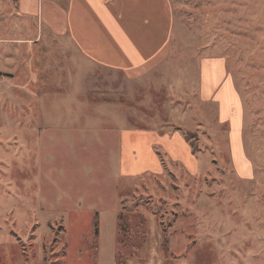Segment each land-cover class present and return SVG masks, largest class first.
I'll return each instance as SVG.
<instances>
[{
    "label": "rangeland",
    "instance_id": "rangeland-1",
    "mask_svg": "<svg viewBox=\"0 0 264 264\" xmlns=\"http://www.w3.org/2000/svg\"><path fill=\"white\" fill-rule=\"evenodd\" d=\"M170 2L182 55L173 76L132 85L89 64L84 95L40 106L31 92L54 82L64 59L42 48L46 34L24 44L38 36L34 23L17 0H0V71L15 76L8 87L0 74V264H264V0ZM203 57L225 59L239 98L235 149L217 103L197 101ZM171 100L186 113L172 123L199 153L175 160L186 170L144 172L152 162L127 156L120 137L145 129L142 119L174 131Z\"/></svg>",
    "mask_w": 264,
    "mask_h": 264
},
{
    "label": "crops",
    "instance_id": "crops-1",
    "mask_svg": "<svg viewBox=\"0 0 264 264\" xmlns=\"http://www.w3.org/2000/svg\"><path fill=\"white\" fill-rule=\"evenodd\" d=\"M17 14L33 22L38 33L35 40L22 41L24 44L34 48L43 43L46 34L48 38L42 48H53L64 59L60 63L59 77H55L54 82L53 78L49 79L50 83L31 92L40 106L42 98L46 101L49 97L62 99L84 95L82 91L89 64L94 69L118 74L132 85L140 83L142 86L147 81L150 83L162 77L165 71L173 76L176 69L170 68V61L179 62L182 56L179 52L176 57L171 53L172 43L175 44L171 38L175 11L170 0H17ZM65 39L69 40L73 51L65 45ZM0 74L6 76L10 87L15 80L14 74L2 71ZM198 78V103L209 105L214 110V103H217L220 122L230 123V137L235 149L240 140L242 110L235 89L229 83L225 59L203 57ZM56 80H59V85H55ZM161 80L164 88L167 82L170 85L167 89L173 90L167 92V100H170L175 90L170 84L171 78ZM160 85L156 83L158 90ZM148 86L155 87L152 84ZM18 88L26 90L27 86ZM169 105L172 120L168 118L164 122L170 120L175 128H182L172 122L177 121L178 113L182 116L186 113L173 107L172 100ZM127 119L129 121L130 118ZM139 122L145 129L126 130L120 137V145L127 156L133 155L139 162H152L154 168L142 169L144 172L162 173L161 162L154 150L158 144L174 161L195 158L181 132H162L160 126L157 127L162 120L157 126L148 125L143 119Z\"/></svg>",
    "mask_w": 264,
    "mask_h": 264
},
{
    "label": "trees",
    "instance_id": "trees-1",
    "mask_svg": "<svg viewBox=\"0 0 264 264\" xmlns=\"http://www.w3.org/2000/svg\"><path fill=\"white\" fill-rule=\"evenodd\" d=\"M174 47V46H173ZM172 47V49H171V53H173L172 55H174L175 57L177 56V54H178V51L176 52V50L174 49ZM170 64H172V65H170V68L171 69H173V70H175V69H177L178 67H179V64H178V61H176V62H172V61H170ZM169 67V66H168ZM184 129L183 128H175V130L174 131H172L171 133H175V132H181L182 133V135L184 136V139H185V141L188 143V145H189V147L191 148V152L193 153V155H198V153H199V151L197 150V147L195 146V143L193 142V141H196V142H198V139H196V137L193 135V134H191V133H189V132H185V131H183ZM154 150H155V153H156V155H157V157L159 158V160H160V162H161V165H162V167H163V170H166L167 169V167H171V163L172 162H176V161H172V160H170V158H169V160L166 158V156H165V154H166V152H165V154H163L162 152V150H160L157 146H155L154 147ZM167 155V154H166ZM168 156V155H167ZM178 165H180L182 168H184L181 164H179L178 162H176ZM185 170H186V168H184Z\"/></svg>",
    "mask_w": 264,
    "mask_h": 264
}]
</instances>
